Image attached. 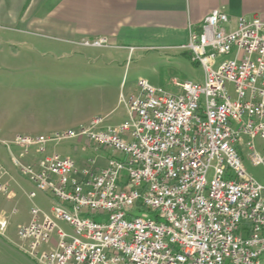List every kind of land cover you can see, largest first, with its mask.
Here are the masks:
<instances>
[{
    "label": "built area",
    "instance_id": "built-area-1",
    "mask_svg": "<svg viewBox=\"0 0 264 264\" xmlns=\"http://www.w3.org/2000/svg\"><path fill=\"white\" fill-rule=\"evenodd\" d=\"M181 49L203 79L174 80L180 94L140 79L137 96L121 97L128 117L120 124L94 117L75 130L4 144L19 150L11 162L33 184L28 197H50L49 212L32 206L17 228L34 264H264V180L248 177L240 158L246 151L264 165V147L254 145L264 142V21L239 17L231 27L226 13L212 10L188 26ZM66 139L124 158L99 168L92 158L79 165L47 154L49 143ZM28 158L31 165L22 163ZM6 176L0 163V193L10 199ZM57 222L79 231V240L64 238ZM7 225L1 216L0 235Z\"/></svg>",
    "mask_w": 264,
    "mask_h": 264
},
{
    "label": "rangeland",
    "instance_id": "rangeland-1",
    "mask_svg": "<svg viewBox=\"0 0 264 264\" xmlns=\"http://www.w3.org/2000/svg\"><path fill=\"white\" fill-rule=\"evenodd\" d=\"M17 28L0 30L8 38L0 36V163L15 178L7 180V191H13V197L7 200L6 194L0 193V206L8 221V230L5 237L0 236V242L8 245L20 243L16 226L28 224L32 206L41 212H49L50 208L48 195L37 193L34 199L28 197L34 187L11 162V155L17 156L19 150L12 146L13 153L8 152L4 144L17 137L7 141L10 136L50 137L78 129L89 118L110 115L105 119L108 124L109 118L124 110L120 94L125 99L138 95L140 79L175 95L181 90L173 84L174 80L184 83L203 79L202 68L181 50L131 49L107 38V45L92 47L83 42L94 39H66L34 31L21 32L25 28ZM226 86L231 88L229 84ZM254 145L262 153L264 142L256 138ZM53 153L81 164L92 158L99 168L106 165L109 157L124 158L106 147L95 150L85 139L49 143L47 154ZM246 154L240 151L246 174L262 183L264 165H253ZM21 161L31 165L27 159ZM211 174L209 170L208 179ZM58 226L69 235L74 233L63 222Z\"/></svg>",
    "mask_w": 264,
    "mask_h": 264
},
{
    "label": "crops",
    "instance_id": "crops-1",
    "mask_svg": "<svg viewBox=\"0 0 264 264\" xmlns=\"http://www.w3.org/2000/svg\"><path fill=\"white\" fill-rule=\"evenodd\" d=\"M215 9L228 15L231 27L239 17H258L264 21V0H0V30L24 27L19 28L21 32L34 31L66 39L107 38L131 49L181 50L188 56L181 49L187 42L188 26L198 27ZM0 36L8 39L3 33ZM121 97L125 99L120 94V102ZM127 117L124 106V110L109 118L106 125L120 124ZM92 118L81 126L87 125ZM18 135L21 134L10 136L7 141ZM4 166L8 176L3 181L9 187L7 180L15 178ZM6 215L0 206V216L6 218ZM20 225L24 224H18L16 229ZM7 230L8 225L0 236L5 237ZM10 245L0 242V264H34L20 250L21 241Z\"/></svg>",
    "mask_w": 264,
    "mask_h": 264
},
{
    "label": "bare ground",
    "instance_id": "bare-ground-1",
    "mask_svg": "<svg viewBox=\"0 0 264 264\" xmlns=\"http://www.w3.org/2000/svg\"><path fill=\"white\" fill-rule=\"evenodd\" d=\"M246 175H247V174H246ZM247 176H248V175H247ZM248 177H250V176H248ZM58 223H59V222H57V229H61V228L58 226ZM63 223H64V222H63ZM70 228H72V230L74 231V233H72V235H69V234H67L66 232H64V231L62 230V236H64V238H69V239H71V240H79V231L73 229V227H70Z\"/></svg>",
    "mask_w": 264,
    "mask_h": 264
}]
</instances>
